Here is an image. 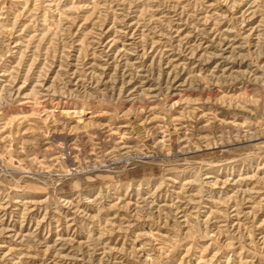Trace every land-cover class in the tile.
Here are the masks:
<instances>
[{
	"label": "rangeland",
	"instance_id": "obj_1",
	"mask_svg": "<svg viewBox=\"0 0 264 264\" xmlns=\"http://www.w3.org/2000/svg\"><path fill=\"white\" fill-rule=\"evenodd\" d=\"M0 264H264V0H0Z\"/></svg>",
	"mask_w": 264,
	"mask_h": 264
},
{
	"label": "bare ground",
	"instance_id": "obj_2",
	"mask_svg": "<svg viewBox=\"0 0 264 264\" xmlns=\"http://www.w3.org/2000/svg\"><path fill=\"white\" fill-rule=\"evenodd\" d=\"M72 113H77L76 111H72Z\"/></svg>",
	"mask_w": 264,
	"mask_h": 264
}]
</instances>
